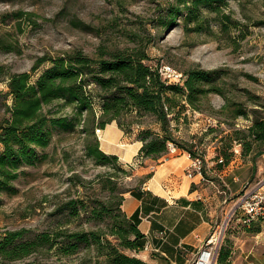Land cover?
Masks as SVG:
<instances>
[{"label": "trees", "instance_id": "1", "mask_svg": "<svg viewBox=\"0 0 264 264\" xmlns=\"http://www.w3.org/2000/svg\"><path fill=\"white\" fill-rule=\"evenodd\" d=\"M240 1H166L157 11L155 27L165 32L178 26L186 34L213 38L224 35L235 50L248 35L243 23L229 13V4ZM22 15L17 13L16 17ZM158 66L151 63L146 47L137 44L132 48L98 49L94 58L80 50L43 56L31 68L32 72L38 71L33 80L28 73L8 76L6 87L11 103L5 105V117L0 122V193H16L11 183L22 167L46 159L43 151L52 144L55 133L58 139L62 134L79 135L83 157L107 171L91 181L76 174L69 179L76 178L82 188L95 182L103 195L92 201L81 196L55 207L51 214L61 215L64 221L34 234L25 229L0 234V264L39 253L66 258L82 252L93 253L95 264H146L123 252L143 250L145 237L137 228V213L127 217L121 205L125 194L139 197L137 192L151 173L143 175L131 188L120 187L121 173L133 178L134 168L130 165L128 170L123 169L116 155L100 149L95 135V129L104 130L111 123L125 137L140 143L136 155L140 164L144 160L157 162L171 148L187 152L190 158L203 156L200 151H192L176 133L180 122L187 121L186 111L202 112L208 96L215 94L222 97V111L229 109L230 118L249 121L244 129L233 130L230 137L243 147L242 157H251L255 170L257 157L264 154V113L259 109V97L244 89V100L231 102L224 80L236 74L227 68L205 70L192 66L181 72V84H174L159 74ZM241 76L255 80L246 73L241 72ZM222 156V165H227L230 155L224 152ZM201 174L204 176L203 169ZM82 219L97 223L81 227ZM72 222L80 227L71 228ZM227 259L228 251L220 250L217 264H225Z\"/></svg>", "mask_w": 264, "mask_h": 264}, {"label": "rangeland", "instance_id": "2", "mask_svg": "<svg viewBox=\"0 0 264 264\" xmlns=\"http://www.w3.org/2000/svg\"><path fill=\"white\" fill-rule=\"evenodd\" d=\"M166 1L170 0H0V122L5 117V105L11 103L6 87L8 76L28 73L33 80L38 71L32 72L31 68L38 58L73 50L94 58L98 49L132 48L137 44L146 47L152 64L168 65L180 73L192 66L234 71L236 76L230 74L224 80L226 95L231 102L243 101L247 89L259 97V109L264 113V0L229 4L232 18L243 23L248 33L235 50L224 35L213 38L186 34L178 26L165 32L158 30L155 18ZM17 13L23 15L17 18ZM241 72L255 80L241 76ZM223 105L222 97L210 94L202 112L186 111L187 121L180 122L176 136L203 157L224 159L222 154L226 152L230 155L229 162L240 160L245 165L241 172L244 191L264 177V154L257 157L254 175L249 177L251 157H242L243 147L230 137L233 130L244 129L249 121L230 118L229 109L222 111ZM107 129H111L109 142L97 138L100 149L118 153L125 170L130 165L123 161H130L134 177L121 173L120 187L131 188L142 177L136 171L138 165L144 166V162L140 164L136 159L139 144L134 138L125 137L114 123ZM54 138L43 151L45 160L21 168L18 178L11 183L16 193H0V234L19 229L34 234L50 229L56 222L64 221L61 215L51 214L55 207L73 198L87 196L92 201L103 195L97 191L95 182L82 188L75 182L76 178L69 180L76 174L91 181L107 171L83 157L80 136L62 134L58 139L55 133ZM230 213L222 228L216 230L217 234L220 232L216 260L220 250L225 249L228 251L225 264H264V219L246 225L241 222V213ZM80 222L81 227L97 223L84 219ZM69 225L72 228L79 223ZM26 263L95 264V257L85 252L66 258L39 253L9 264Z\"/></svg>", "mask_w": 264, "mask_h": 264}, {"label": "crops", "instance_id": "3", "mask_svg": "<svg viewBox=\"0 0 264 264\" xmlns=\"http://www.w3.org/2000/svg\"><path fill=\"white\" fill-rule=\"evenodd\" d=\"M109 125L101 130L108 139ZM107 154L118 157V153ZM217 160L204 156V176L192 177L186 175L191 159L182 150L157 162L144 160V166H137L141 176H151L139 188V197L124 195L121 210L127 217L137 213V228L149 242V248L130 253L131 257L146 264H186L190 260L188 257L234 209L242 193L241 172L245 165L237 158L224 166ZM123 163L131 165L130 161ZM251 170L249 177L254 175L252 167Z\"/></svg>", "mask_w": 264, "mask_h": 264}, {"label": "built area", "instance_id": "4", "mask_svg": "<svg viewBox=\"0 0 264 264\" xmlns=\"http://www.w3.org/2000/svg\"><path fill=\"white\" fill-rule=\"evenodd\" d=\"M159 74L168 81V83L181 84L182 75L180 72L172 69L168 65H161L158 67ZM95 135L99 137L101 135L100 129H95ZM175 151L171 148V152ZM170 152V153H171ZM190 156V155H189ZM191 162L188 167L186 175L192 177L193 174L201 175L204 163V157L197 155L194 158H190ZM218 164H223V160L220 158L217 160ZM241 213L242 224H250L257 219H264V177L259 179L249 189L242 191L239 195L234 209L230 215L234 213ZM228 217L225 216V219ZM225 219L219 223L215 230L211 232L205 242L200 246L197 251L191 254L190 260L187 264H215L217 257L218 240L220 238V232L217 234V229L222 228ZM149 242L145 241L143 250L149 248Z\"/></svg>", "mask_w": 264, "mask_h": 264}, {"label": "bare ground", "instance_id": "5", "mask_svg": "<svg viewBox=\"0 0 264 264\" xmlns=\"http://www.w3.org/2000/svg\"><path fill=\"white\" fill-rule=\"evenodd\" d=\"M100 137H101V138H100L101 141L109 142V139L105 136V134L102 133V134L100 135Z\"/></svg>", "mask_w": 264, "mask_h": 264}]
</instances>
